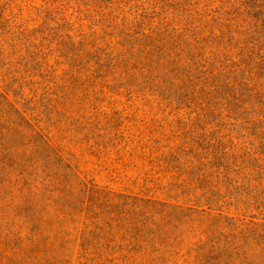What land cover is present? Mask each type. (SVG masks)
Masks as SVG:
<instances>
[{
	"label": "rangeland",
	"instance_id": "obj_1",
	"mask_svg": "<svg viewBox=\"0 0 264 264\" xmlns=\"http://www.w3.org/2000/svg\"><path fill=\"white\" fill-rule=\"evenodd\" d=\"M238 8L0 0V264H264L263 53Z\"/></svg>",
	"mask_w": 264,
	"mask_h": 264
},
{
	"label": "trees",
	"instance_id": "obj_2",
	"mask_svg": "<svg viewBox=\"0 0 264 264\" xmlns=\"http://www.w3.org/2000/svg\"><path fill=\"white\" fill-rule=\"evenodd\" d=\"M233 1L235 4L239 5V8L235 10V12L231 13L232 16L230 20H228V22L231 24V22H234L239 16L240 17L242 16L241 24H243V26L240 25V23L238 22V24L236 25V28L239 31V28H243L244 26H247L252 31L250 34L251 37L248 40L243 41L242 43L239 42V44L241 45L242 54L246 52V54L248 53V56H251L255 54L256 50H259L260 53H263V58H262V62L260 65H261L262 71H264V23L263 25H259L258 18H255V20H253L251 23H248V21H246V18L248 19V16L246 17L245 15L246 17L245 18L244 14L246 13L245 11H242V8L245 4L242 2V0H233ZM253 8H254L253 6L250 8L251 12H254V10L252 11ZM259 28L261 29V32L259 34L258 33L256 34V31L253 32V29H259ZM221 51H224V53L227 51L226 44H222Z\"/></svg>",
	"mask_w": 264,
	"mask_h": 264
}]
</instances>
